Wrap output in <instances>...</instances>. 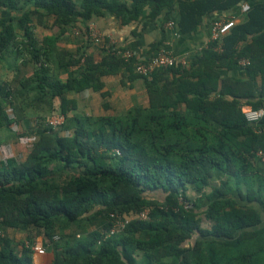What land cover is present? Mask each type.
I'll return each mask as SVG.
<instances>
[{
    "label": "trees",
    "instance_id": "16d2710c",
    "mask_svg": "<svg viewBox=\"0 0 264 264\" xmlns=\"http://www.w3.org/2000/svg\"><path fill=\"white\" fill-rule=\"evenodd\" d=\"M128 1L83 0L77 8L72 0H0V9L19 13L0 18V60L34 65L17 85L0 83V127L13 121L27 127V111L35 116L32 132L18 135L35 137L26 158L0 161V226L35 230L51 245L54 264H264V174L255 155L264 151V116L249 124L242 112L264 109V0ZM249 2L242 18L188 67L158 69L150 80L115 54L95 61L56 47L69 27L86 33L105 14L125 24L144 19L145 27L177 7L185 34ZM32 14L37 25L52 15L56 33L37 40ZM242 60L247 79L220 76ZM121 69L122 85L143 80L148 107L120 116L71 114L70 93L101 91L102 78ZM55 99L65 121L53 129L44 125L50 114H42ZM71 168L78 174L55 178ZM218 174L223 178L212 186ZM115 218L125 227L107 235ZM0 264H34L32 251L22 244L17 254L0 237Z\"/></svg>",
    "mask_w": 264,
    "mask_h": 264
},
{
    "label": "crops",
    "instance_id": "0c3cea01",
    "mask_svg": "<svg viewBox=\"0 0 264 264\" xmlns=\"http://www.w3.org/2000/svg\"><path fill=\"white\" fill-rule=\"evenodd\" d=\"M77 8H80L83 0H72ZM107 2H129L128 0H105ZM251 5L241 4L236 8L226 11L222 14L221 20L234 19L237 23L243 16L247 7ZM44 14L43 11H39ZM146 14L144 11L141 18ZM17 11H7L0 9V18L16 17ZM140 19L136 22L122 23L119 17L105 14L102 17H95L92 22L94 32L99 34L101 41L95 43L90 38V32L83 31L80 25L69 27L67 31L59 38L56 43L58 49L75 54L81 50L85 55H90L95 61H100L105 55H108L114 48H131L137 57L149 58L160 51L166 52L177 60L185 62V68L189 66L191 59L201 53V51L210 42V25L212 21L205 18L197 27L190 32L183 34L178 26L179 11L177 7L173 9H163L160 15L150 21L145 27L142 26ZM54 17L45 16L41 25L36 24V15L30 16V28H32L34 37L41 41L44 37L56 33L57 28L53 27ZM88 24V25H89ZM17 33H20L17 30ZM241 62V61H240ZM237 63L232 69L219 70L222 78L242 79L248 78V72L243 65ZM34 65L31 61L22 59L14 60L10 56H4L0 60V83L17 85V81L22 78H28L33 75ZM123 70L116 75H107L102 78L104 87L101 91L95 92L92 89H86L79 93H70L67 98L76 102V109L71 114H77L85 117H107L120 116L135 106L148 107V95L142 79L135 80L131 86L122 85ZM66 75L61 76L65 81ZM102 93H106L103 96ZM54 104L57 111L60 110L59 100L55 99ZM29 118L27 127L25 123L18 124V132L13 131V125L0 127V145L12 146L15 153H22L24 159L28 154V149L17 143V136L27 134L34 128L35 116L31 110L27 111ZM33 113V114H32ZM20 126V127H19ZM25 130L27 132H25ZM21 132V133H20ZM257 170L264 174V162L257 160ZM223 178L222 174L211 182L212 186H217L219 180ZM234 198L239 199L237 193ZM239 201V200H238ZM81 232L76 233L79 238ZM0 237L8 240L11 248L20 254L22 244L25 246L31 243H43L45 252L43 254H34L32 256L34 264H54V254L50 244L43 239L35 230L8 228L0 226ZM32 240V241H31Z\"/></svg>",
    "mask_w": 264,
    "mask_h": 264
},
{
    "label": "built area",
    "instance_id": "2783aa9c",
    "mask_svg": "<svg viewBox=\"0 0 264 264\" xmlns=\"http://www.w3.org/2000/svg\"><path fill=\"white\" fill-rule=\"evenodd\" d=\"M235 24L234 19L230 20H218L214 21L210 25V41L211 42H219L221 37L225 35ZM87 31L90 32V38L95 42L99 43L101 41V37L99 34L94 32L93 24H89ZM220 50L218 46L216 48ZM110 53L115 54L119 58H121L124 62H129L133 65V70L139 76L144 77L148 80L151 79V76L154 71L158 69H168L172 66L180 65L182 67L185 66V62L182 60H177L173 56L167 54L166 52L160 51L157 54L150 56L149 58H140L137 57L131 48H114L110 51ZM246 60H242L240 62L241 65H247ZM242 112L246 121L249 124H255L259 122L264 116V109L259 108L256 110L251 109L250 107H243ZM7 113L11 119H14V115L12 114L11 109H7ZM65 119L64 116L57 110L53 111L49 116L46 117L44 125L49 128H59L63 125ZM13 125V131L18 132V124L14 121L11 123ZM35 141V137L31 136H17V143L19 145L26 147L27 149L31 147L32 143ZM257 160L264 162V151L256 152ZM17 159L19 161L24 160V155L22 153H15L12 146L10 145H0V161L6 163L7 159ZM183 207L186 210H190L192 205L190 203L184 202ZM147 213H143L140 215L142 219H146ZM125 221L120 220L119 218H115L114 223L109 230L107 235H113L115 233L120 232L125 227ZM55 241L58 239V236H54ZM27 247L32 251V256L34 254H43L45 252V247L43 243L33 242L31 244H27Z\"/></svg>",
    "mask_w": 264,
    "mask_h": 264
},
{
    "label": "rangeland",
    "instance_id": "374dc122",
    "mask_svg": "<svg viewBox=\"0 0 264 264\" xmlns=\"http://www.w3.org/2000/svg\"><path fill=\"white\" fill-rule=\"evenodd\" d=\"M54 105V108L51 110V111H49L48 113H44V114H42L43 116H47L48 114H51L53 111H55V110H57V107H55V106H57V104L55 105V104H53ZM20 127V126H19ZM25 132H27L26 130H25ZM30 132H32V130L30 131ZM30 132H28L27 134H30ZM21 133V132H20ZM29 136V135H28ZM63 172V174H57L56 175V177L55 178H57V179H59V180H61V179H63L64 178V176H66V175H77L78 174V172H79V170L77 169V168H71V169H67V170H64V171H62ZM65 174V175H64ZM93 227V226H92ZM92 227H88V231H91L92 230ZM78 233V232H77ZM81 234H82V232H81ZM56 236H58V239L56 240V241H60V236H59V234L58 235H56ZM83 235H79V238L80 237H82ZM32 241V240H31ZM55 241V240H54ZM28 244H31V242L29 241L28 242ZM141 256H142V254L141 253H138V254H135V260H138L139 262L141 261ZM167 260V259H166Z\"/></svg>",
    "mask_w": 264,
    "mask_h": 264
}]
</instances>
